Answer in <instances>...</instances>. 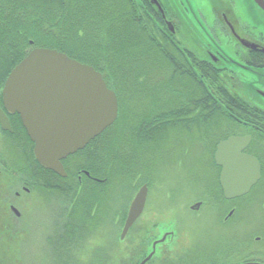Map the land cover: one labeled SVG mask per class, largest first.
Returning a JSON list of instances; mask_svg holds the SVG:
<instances>
[{
    "label": "flooded vegetation",
    "instance_id": "flooded-vegetation-1",
    "mask_svg": "<svg viewBox=\"0 0 264 264\" xmlns=\"http://www.w3.org/2000/svg\"><path fill=\"white\" fill-rule=\"evenodd\" d=\"M135 2L139 20L147 25L144 33L156 41L160 51L163 69L160 82L172 85V91L169 90L172 96L165 97L173 98L170 103L163 95L158 98L163 120L150 122L153 115L144 122L141 128L144 135L137 137L141 138L140 145L128 143L127 148L132 146L128 149L120 144L116 146V134L126 131V124L122 103L111 89L119 106L114 124L83 150L60 161L65 176L43 166L36 156V142L29 137L20 115L6 106L4 89L13 69L9 64L0 63V148L17 163L16 148L23 147L29 154V164L24 165L28 177L21 189L33 197V238L39 241L48 233L65 246L80 247L84 241L83 230L116 233L120 222L123 242L136 232L139 223L143 224L141 220L147 213L155 186L162 193L168 191L170 200L173 198L176 204L182 202L177 200L176 187L167 185L164 176L170 170L183 171L188 186L196 188L198 194L191 198H195L194 202L186 209L190 212L188 224L179 216L180 209H175L176 231L167 238L180 239L186 233L189 241L185 250L179 245V260L187 258L188 264H264V9L253 0ZM246 5L248 14L245 15ZM169 68L172 75L168 80L164 70ZM216 81L223 84L226 95L233 93L230 88H237L236 97L240 98L237 113L226 110L218 117L213 112V101L220 103L212 93ZM105 83L110 89L109 82ZM140 95L145 98V92ZM165 124L177 125L183 135L204 137L205 150L200 164L185 168L182 162L151 161L150 156L154 155L149 151V141L154 134H147ZM116 128V134L104 137ZM235 137L250 140L231 150L242 149L241 153L255 158L258 165L234 159L230 151L218 156L219 145ZM11 166L12 162L4 158L0 163L5 171ZM123 169L124 176H118ZM254 177L255 184L247 194L229 197L235 192L226 191L225 181L234 184L238 180L241 184L251 182ZM144 187L148 194L143 212L122 239L132 205ZM118 191L125 192L128 198L125 208H117ZM38 204L46 209L55 207L56 214L39 213ZM16 206L14 200L10 211L15 222H19L22 213ZM118 215H122L120 220ZM54 216L64 223V233L53 231ZM110 235L109 240L116 241V235ZM31 245L37 248L36 243Z\"/></svg>",
    "mask_w": 264,
    "mask_h": 264
},
{
    "label": "rangeland",
    "instance_id": "rangeland-1",
    "mask_svg": "<svg viewBox=\"0 0 264 264\" xmlns=\"http://www.w3.org/2000/svg\"><path fill=\"white\" fill-rule=\"evenodd\" d=\"M132 1L134 0H131L129 6L135 12L138 6ZM3 3L7 5V1L3 2V0H0V18L3 12ZM134 6L137 7L135 8ZM244 12L245 15L248 14L247 5ZM34 14L36 13L33 12V15ZM40 20L43 25L46 26L50 25L55 28V26L59 25L55 22V19L47 16H42ZM32 21L31 19L28 22ZM66 23L67 22L64 23L65 28ZM57 31L58 30L55 28L53 33L57 35ZM98 31V29L92 28L88 31V38L84 35L83 39H88L90 41L87 46L95 42L96 45L99 46L98 40L96 39V33ZM14 41L20 40L16 36ZM38 42L42 44L43 40L39 38ZM149 43L144 57L146 64L144 67L145 73H141L142 78H126L125 74L120 78L118 74L111 72L109 68L114 71L115 69L126 70L129 69V67L120 64L107 66L113 78H110V80L106 78L105 81L107 80L109 82L110 88L115 91L119 101L122 103L121 112L126 124V131L116 134L118 132V128H116L115 132H111V129L104 135L106 138L116 134V146L120 144L123 145L124 148H127L128 143H131L132 146L133 143L140 145L139 140L141 138L138 140L137 137L142 135L141 128L144 122L153 115L155 116L150 119V122L152 120L153 122L160 123L163 120V115L159 114L158 98L163 95L165 100V96H172L169 93V90L172 91V85L167 83L163 85L160 82L163 69L160 51L157 49L156 41H149ZM49 44L53 43H48V45ZM13 45H17V43ZM2 48L3 46L0 45V49ZM154 49L157 50L159 55L158 64H156V66L153 65V62L156 61L154 59V53H156ZM1 51L2 50H0V52ZM75 55L79 56L78 53ZM9 61L10 59L8 57H0V63L9 64ZM164 72L166 78L169 80L172 75V70L169 68L168 70L165 69ZM127 80L134 81L127 82ZM230 90L233 93L229 92V94L226 95L224 93L223 84H221L220 81L213 82L212 93L220 102L217 104L213 101V112L218 117H222V114H224L226 110L234 113L239 111V106L236 108L230 107V104L228 107L229 103H233L234 100L240 102V98L236 97L237 88L232 87ZM143 92H145V98H140V94ZM226 96L230 97L229 100ZM172 99L173 98H167L166 101L170 103ZM147 112L148 118L145 119ZM177 128V125L165 124V126L162 125L157 130L151 129L148 132L147 136L152 133L154 134L151 141H149V151L154 155L150 156V158L153 157L151 161H161L167 164L182 162L185 168H189L193 164H200L199 159L203 156L205 150L204 137L199 138L198 135H183ZM222 136L223 135L220 134V137ZM190 144L193 146L190 147ZM132 146L128 148H132ZM16 154L19 160L18 163L13 161V159L5 153L2 146L0 148V163L3 162V158L12 162V166L9 170L5 171L0 167V264H140L154 251V245L156 244L155 255L148 264L189 263L187 258H180L181 260H179L178 257L179 253L181 255L179 245H181L183 250L189 245V241L186 240V233L180 239H177L176 236L167 238L171 236V233L174 235V231H176L175 209H180L181 213L179 216L184 218V222L188 224V214L190 212L186 209L194 202L195 198L192 200L191 198L198 194L196 188L188 186L186 174L183 171L177 173L170 170L167 171L164 176V181L167 185L176 187L177 200L182 202L176 204L177 202H175L173 198H171L172 201L170 200L168 191L162 193V190L159 191L155 186L154 191L149 197L147 213L141 220L143 224L140 225L139 223L136 227V232L130 235L125 241H120L122 226L119 222L116 233H102L93 231L92 229L90 231L85 229L83 230L84 241L80 243V247H76L75 244V246L71 244L65 246L59 239L50 237L48 233H45L39 241L34 240L31 228L32 209H34V205H31L33 197L28 193H24L21 189L25 186L24 180L28 177L24 172L27 169L24 165L26 166L29 164V154L23 147L16 148ZM117 161L120 162L119 158ZM124 174L123 169L118 176H124ZM159 183L163 188L164 185L161 179H159ZM18 194L20 195L19 197H17ZM117 199L118 209L127 206L128 198L125 196V192L122 193L118 191ZM14 200L15 203H17L16 208L22 213V217L19 221L21 224L20 226H18L19 222H15L16 219L10 211V204H12ZM37 209H39V213L56 214L55 207L46 209L38 204ZM121 216L122 215H118L117 219L120 220ZM52 224L53 231H57L59 234L64 233L65 226L59 218L54 216ZM187 226L188 225L185 227L186 229ZM109 235L111 237L116 235V241L113 242L109 240L111 239ZM104 238H106V240ZM165 238L167 241L164 242L163 240ZM32 242L36 243L37 248L32 247ZM157 242L161 243L158 244ZM32 249L34 253H32Z\"/></svg>",
    "mask_w": 264,
    "mask_h": 264
},
{
    "label": "water",
    "instance_id": "water-1",
    "mask_svg": "<svg viewBox=\"0 0 264 264\" xmlns=\"http://www.w3.org/2000/svg\"><path fill=\"white\" fill-rule=\"evenodd\" d=\"M262 9V0H253ZM9 111L18 113L29 137L36 142V156L45 167L65 176L61 160L83 150L100 136L118 118L116 94L108 88L100 72L57 50L36 48L11 72L4 89ZM250 138H230L218 147V156L227 151L234 159L246 160L252 165L258 161L231 150L237 144H247ZM217 156V158H218ZM257 178L259 175L257 174ZM225 181L231 196L247 194L255 184ZM230 185L234 188H230ZM148 190L137 195L127 219L122 239L143 212ZM154 251L141 264H147Z\"/></svg>",
    "mask_w": 264,
    "mask_h": 264
},
{
    "label": "trees",
    "instance_id": "trees-1",
    "mask_svg": "<svg viewBox=\"0 0 264 264\" xmlns=\"http://www.w3.org/2000/svg\"><path fill=\"white\" fill-rule=\"evenodd\" d=\"M5 1L7 5L3 3L0 18V45L3 46L0 57L10 59V68L14 69L34 49L46 48L94 67L107 80L113 78L109 70L120 78L123 74L126 78H142L141 73H145L147 45L155 40L144 33L147 25L129 6L131 0ZM132 2L136 4L135 0ZM42 16L53 18L59 24L55 26L57 35L53 33L54 27L43 25ZM31 19L33 21L28 22ZM92 28L99 30L96 33L99 46L96 42L87 46L90 41L83 39L84 35L88 38V31ZM16 36L20 41H14ZM39 38L43 40L42 44L38 42ZM154 51L156 61L153 65L156 66L159 55L156 49ZM117 64L129 69L108 70L107 66ZM239 105L240 102L234 100L228 107Z\"/></svg>",
    "mask_w": 264,
    "mask_h": 264
}]
</instances>
